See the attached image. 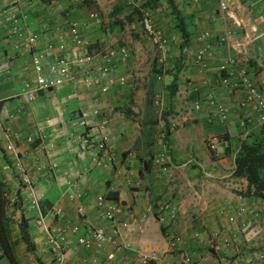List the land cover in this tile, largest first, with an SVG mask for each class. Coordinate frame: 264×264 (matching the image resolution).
<instances>
[{
  "label": "crops",
  "instance_id": "crops-1",
  "mask_svg": "<svg viewBox=\"0 0 264 264\" xmlns=\"http://www.w3.org/2000/svg\"><path fill=\"white\" fill-rule=\"evenodd\" d=\"M78 1L0 0V199L5 192L8 200H15L14 207L0 208V229L7 231L6 252L0 242V264H52L42 227L36 225L38 218L49 230L78 226L75 234L68 235L66 264L83 260L87 264H137L132 250L113 253L108 247L94 257L76 246L78 237L103 224L100 211L94 208L98 194L122 202L127 215L139 216L147 206L154 209L162 201L173 207L175 216L165 225L149 216L139 232L127 236L133 250L155 251L156 264H179L180 253L193 264H264V258H255L262 250L247 251L252 245L264 244L258 238L251 240L263 230L264 203L247 196L245 180L232 174L240 143L260 125L254 114L238 107L242 92L221 87L216 74L221 61L233 58L264 94V0H225L228 7L224 12L218 11V0H137L168 40L162 64L144 33L140 35L135 28L131 47L115 43L114 38L123 33L120 27L110 19L105 23L101 16V24L93 26L86 20L89 11L75 4ZM91 1L102 15L111 2ZM121 1L118 7L130 9L126 0ZM14 11L26 16V26L41 35V42L52 38L54 25L74 19L90 43L88 52L126 46L128 56L112 74L108 93L97 95L96 90L85 92L62 85L39 92L27 102L23 82L32 81V73L29 56L14 50L16 40L9 37L8 14ZM203 31L209 37L198 41ZM216 38H223L224 43L215 45ZM203 46L209 47V55L207 68L199 72L192 57ZM63 53L75 56L80 52L67 41ZM149 60L151 67H142ZM141 71L155 73L145 77ZM120 75L125 78L121 85L115 83ZM209 93L216 105L228 109L224 122L217 120L215 105L205 101ZM155 97L160 101V114L151 110ZM195 102L199 110L193 109ZM247 115L253 123L242 135L236 122ZM102 121V128L96 127ZM5 130L14 143L13 152L5 150ZM81 133L88 139L87 146L78 139ZM210 135L225 140L216 156L205 145ZM100 137L107 138L112 160L104 168H94L90 159ZM49 143L54 147L45 155ZM14 154L25 166L29 186L12 171ZM160 154L167 161L154 163L153 158ZM50 163H55V169L47 171ZM74 190L81 192L79 200L63 197ZM35 198L36 206H32ZM77 204L83 206L82 215L74 212ZM58 206L63 210L60 219L52 216ZM239 208L244 210L241 216ZM231 216H237L232 242L223 230ZM172 234L179 237V243L169 248L167 238ZM212 238L216 251L211 257L206 247ZM232 243L235 249L241 247L244 257L235 256L238 250L234 252Z\"/></svg>",
  "mask_w": 264,
  "mask_h": 264
},
{
  "label": "built area",
  "instance_id": "built-area-1",
  "mask_svg": "<svg viewBox=\"0 0 264 264\" xmlns=\"http://www.w3.org/2000/svg\"><path fill=\"white\" fill-rule=\"evenodd\" d=\"M20 0H14L19 2ZM126 5L137 8L140 13L139 25L142 32L146 36L150 45L159 55L158 63L162 64L168 51V40L162 32L156 28L151 20L149 13L146 10H141L140 3L135 0H128ZM225 0H218V11L224 12L227 10ZM10 22L9 36L16 40L13 45L14 50L27 53L32 73V81L23 82L22 95L27 102H32L39 92L48 91L55 87L67 85L71 89L80 88L85 92L96 90L97 95H106L109 91V84L113 81V73L117 68L125 62L128 56V48L126 46H110L96 52H88L87 47L90 43L82 36L80 32V22L77 20H69L66 24H57L52 28L51 39L41 42V35L32 32L25 24L26 16L18 15L17 12L8 14ZM87 22L93 26L101 24L100 16L95 11H89L86 16ZM209 32L203 31L198 37V41L208 39ZM69 41L72 47L79 50V54L73 56H65L63 51L65 43ZM215 45H222L223 38H216ZM208 46L199 48L192 57V62L199 72H203L207 68L206 57L209 55ZM221 87L231 91H240L243 94V99L238 101L237 105L240 109L249 111L256 116L257 124H264V94L262 90L256 87L251 76L243 69L238 68L236 60L233 58L221 61L216 67ZM159 81L160 76L156 77ZM124 76H116L115 83L123 84ZM88 94V93H87ZM91 99L97 102V97L91 95ZM205 101L211 106L215 105L216 118L219 122H224L228 109L223 105H216L212 95L206 94ZM152 106L155 113L160 114V101L155 97L152 101ZM194 110H199V103L195 102ZM249 115L240 117L236 124L243 131L242 135H246V128L251 126L253 121ZM105 121L96 124V127L102 128ZM5 138V150L7 152L14 151V143L11 141L9 132L3 131ZM78 139L87 146L88 139L81 133ZM30 141V139H27ZM80 142V143H81ZM223 137L218 135H210L205 139V145L209 153L217 155L218 147L224 144ZM53 144L49 143L45 148V155L53 148ZM95 151L91 154V164L94 168H104L106 164L111 163L112 151L108 144L107 138L100 137L94 145ZM167 161L164 154H160L153 158L156 164H162ZM12 171L15 173L20 182L26 186L30 185L27 171L18 156L14 154ZM47 171L55 169V163H50L46 166ZM3 190V189H2ZM3 199L8 201V204L15 203L14 199L8 200L4 196ZM66 194V195H65ZM63 197L70 200H79L81 192L74 190L72 193H64ZM240 199V197H238ZM32 206H36V198L31 201ZM94 208L101 213L103 224L90 229L86 235L76 239V246L89 252L96 257L103 253L106 248H111L113 253H120L123 250L134 251L135 257L138 259L137 264H156L158 255L155 251L147 253L141 250H133L132 244L127 240L130 233L139 232L141 226L147 218L152 217L157 224L165 225L175 216V210L166 201L159 202L153 209L147 206L139 215H127V207L120 201L110 199L105 195L98 194L94 197ZM77 215H82L83 206L77 204L74 211ZM243 208H239L238 214H243ZM52 216L60 219L63 217V210L58 206L52 210ZM237 216H231L227 219L228 225L224 227V235H228L230 242L236 237V232L232 230V225ZM36 225L42 227V236L45 244L52 254V264H66L64 252L69 245L68 235L75 234L78 226L69 225L68 228L60 227L57 230H49L44 226L42 218L36 220ZM242 229H245L246 224H242ZM211 241L214 243V239ZM168 247L174 248L179 243V237L172 234L167 238ZM215 244V243H214ZM216 245V244H215ZM231 248L236 251L234 244ZM179 264H193L190 257L185 254H179ZM261 259V258H259ZM80 264H87L86 260Z\"/></svg>",
  "mask_w": 264,
  "mask_h": 264
},
{
  "label": "trees",
  "instance_id": "trees-1",
  "mask_svg": "<svg viewBox=\"0 0 264 264\" xmlns=\"http://www.w3.org/2000/svg\"><path fill=\"white\" fill-rule=\"evenodd\" d=\"M40 3H49L53 0H38ZM128 0H126L127 2ZM137 1V0H135ZM140 4V8H141ZM129 8L136 9L126 5ZM233 176L242 178L246 182L245 194L258 198L264 203V124L251 130L248 136L240 143L238 152L234 158ZM0 184V189H1ZM4 202L0 199V208ZM1 217V213H0ZM1 224V222H0ZM7 231L0 229V242L3 241L6 252Z\"/></svg>",
  "mask_w": 264,
  "mask_h": 264
},
{
  "label": "rangeland",
  "instance_id": "rangeland-1",
  "mask_svg": "<svg viewBox=\"0 0 264 264\" xmlns=\"http://www.w3.org/2000/svg\"><path fill=\"white\" fill-rule=\"evenodd\" d=\"M120 1L121 0H111V2L107 3L106 4L107 7L104 10L105 11L104 15H102L103 13H102L101 10H97V9H94L92 7L91 4L93 2L91 0H79L75 4L81 5V7L84 8L85 12L94 10L98 14L100 13L99 16L102 17V19L105 21V23H107L108 19H110V22L115 23L116 26H119L120 30H122V32H123L122 34H119L118 37L114 38L116 40L115 43L125 44V45H128V46L131 47L130 39L132 38V35H136L137 34V33H134L135 28L137 29V31H138V33L140 35H143L142 29H141V27L139 25L140 13H139V10H136V9L130 8V9L126 10V8L124 9V7H118L119 5H121ZM104 2H106V0H104ZM113 2L115 4H117L114 7H113V5H111ZM115 7H118L119 10L114 9ZM103 16H105L106 19ZM131 24L134 25L133 29L130 28ZM122 27H123V29H122ZM131 31H133V33H131ZM151 51L153 53V50H151ZM150 61L151 60L143 62L142 67L146 66L149 69L151 67ZM141 72L142 73L144 72L143 74H145L144 75L145 77H150V73H151V75H153L155 73V72L153 73L151 71H141ZM151 110H152L153 113H155V110H154L152 105H151ZM1 200H2V202H4V206H8V207H14L15 206V203H13L11 205L8 204V201L6 199H1ZM257 238H258V242H260L261 240H264V226H263L262 232L256 234L253 237V239H251V240H255ZM215 247H216V245L211 240L208 241V244H207L206 248H207L208 252L211 254V257L215 256V251H216ZM245 249L246 248H244V250ZM237 250H238V252L235 253V256H237V255L241 256L242 255L241 247H237ZM261 250H262L263 253L259 252L260 254L258 255V257L256 256L255 258H264V244L263 245H252L251 247L247 248V251H249L250 253L251 252L253 253V252H256V251H261ZM241 257H244V255H242ZM246 258H248V256Z\"/></svg>",
  "mask_w": 264,
  "mask_h": 264
}]
</instances>
